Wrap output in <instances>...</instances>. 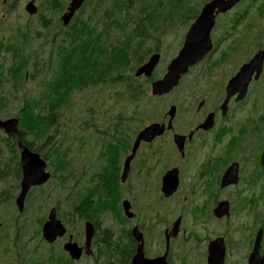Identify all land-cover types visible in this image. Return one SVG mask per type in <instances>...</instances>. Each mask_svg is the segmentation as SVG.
Here are the masks:
<instances>
[{
	"label": "flooded vegetation",
	"instance_id": "obj_1",
	"mask_svg": "<svg viewBox=\"0 0 264 264\" xmlns=\"http://www.w3.org/2000/svg\"><path fill=\"white\" fill-rule=\"evenodd\" d=\"M198 15L191 13L188 28ZM210 43V51L172 90L173 115L154 113L141 127L157 123L164 131L140 142L124 180L123 163L136 138V133L130 137L129 118L104 120L91 111L96 123L84 124L95 137L90 141L94 153L81 137L77 155L94 157L99 170L87 172L80 160L69 165L60 155V170L67 171L59 187L44 186L39 194L32 188L26 218L0 206L6 264H133L139 253L165 256L166 264H207L213 254L222 255L224 264H247L258 238L262 252L264 0H241L216 13ZM13 157L17 163L18 156ZM16 172L17 167L9 174ZM165 174L173 178L169 188L175 184L168 195L161 186ZM11 189L8 183L1 189L10 208ZM46 193L56 203L60 226L53 224L43 235L49 212L44 215L40 201ZM219 205L225 208L221 216ZM38 210L41 216L35 217ZM75 221L79 226L72 225ZM14 222L29 233L19 248ZM67 244L72 245L68 251Z\"/></svg>",
	"mask_w": 264,
	"mask_h": 264
},
{
	"label": "rangeland",
	"instance_id": "obj_2",
	"mask_svg": "<svg viewBox=\"0 0 264 264\" xmlns=\"http://www.w3.org/2000/svg\"><path fill=\"white\" fill-rule=\"evenodd\" d=\"M2 1L3 0H0V43L3 41L4 43L8 44L13 41L17 30L24 32L26 31V29H20L18 27H23L26 20L29 21V19L26 16L27 13L25 11L23 12L22 9V7H24V0H17V5L15 8H11L9 11L7 10V6H2ZM35 1L39 3L42 9L40 18L43 19L45 17V22L48 24L49 30L54 31L57 29L56 23L61 21L62 13L65 11V5L69 0H53L57 1V4L49 10L46 7V0ZM161 1L162 0L144 1V4H149L151 2L153 4L159 3L158 6L161 7L159 10L160 14L154 19V23L150 27L147 26L146 35L143 37L144 40L140 45L141 51L139 52L142 61H145L149 54L153 51H158L161 54L159 63L152 73V80H155L163 75L166 65L177 54L180 48L179 45H181L183 41V31L187 26L186 24L191 16V13L195 11L198 12L203 5L204 0H184L183 3L177 4L175 6L171 4V2H168L169 0H164V5H162ZM140 4L141 0H138V5ZM169 8H171L170 13L167 11ZM2 14L6 15L2 16ZM138 16L139 10L137 12H135V10L131 12L129 15V22L131 25H133L138 19ZM168 19H171L169 23L167 22ZM42 27L43 26L39 19L32 20V23L28 28L29 30H33L34 38L33 42L26 48V51L33 53L34 56L45 59L51 51V46L48 42L44 43V38L42 36L35 34V32L38 31L44 33ZM129 33L130 30L127 32L116 33L113 36V39L125 40ZM61 37L65 36L62 35ZM131 40L132 37L130 41ZM48 41L52 42L51 40ZM58 43L59 42L53 43V45H59ZM135 43L136 40L130 44L134 45ZM8 56V53L1 51L0 63L3 62V57ZM8 64L9 60H6L4 65L7 66ZM138 64L139 62H137V59L132 56L129 58L128 62L121 63L117 69H111L109 71L110 78L119 77V75H129L131 74V70L134 69V67H136ZM29 72H33L32 67L29 68ZM135 81L136 85H145L144 79ZM148 91L149 89L147 90L146 95L139 94L137 97L131 96L129 94V85L125 81L117 84L103 82L96 85H90L82 90L74 91L67 104H64L58 109V111L55 112L57 116L54 118L55 124L53 126V137L51 138V141L58 140L70 143L72 151L71 155H74L76 160L81 161L86 159L88 156L81 158L77 155L76 142L74 138L75 136L79 135L80 129L83 125L82 122L84 120L88 124L96 123V121L93 119L91 111H98L99 113L95 114H98L99 118L104 120H107L112 116H114L115 119L118 116L128 117V124L130 125L129 134L132 139L137 129L140 127V124H144L146 120V122H148V119L145 118V111H153L154 113L166 111L169 104L173 101V95L152 97L149 95ZM25 92L31 95L36 94L37 84L32 80H29L27 82ZM4 102L5 104L2 106V108H4L8 113L6 114L0 111V114L2 113L4 116H13L14 114L19 113L23 103L19 100L18 96L13 94H7ZM101 112L102 115L100 114ZM0 135L3 136L4 134L2 133ZM90 141L91 139H87L88 144H91ZM6 146L7 144L5 143L4 139L0 137V156L9 155L7 153ZM6 172H8V168L4 164L3 158L0 157V177H2ZM58 176L59 172L56 171L55 177L57 178ZM4 180L8 183V185L12 186L10 194H15L17 190V175L7 174L4 176ZM47 187H59L57 179L47 184ZM61 197V191H58L55 195L56 201H59ZM258 209L260 215L264 214V199L260 202ZM78 222L79 221H75L72 225L79 226L77 224ZM211 226H213V223ZM17 234L19 248L21 243L26 242V238L28 236L26 225L19 224ZM0 264H6V252L3 250V247H0Z\"/></svg>",
	"mask_w": 264,
	"mask_h": 264
},
{
	"label": "trees",
	"instance_id": "obj_3",
	"mask_svg": "<svg viewBox=\"0 0 264 264\" xmlns=\"http://www.w3.org/2000/svg\"><path fill=\"white\" fill-rule=\"evenodd\" d=\"M110 2V7H108V14L110 15L109 21L115 25L119 24L120 21L126 22L129 19V12L131 10H136V3L138 0H104ZM145 0H141L140 12H145L144 16L136 22L135 27L132 29L133 35L138 37L136 43L132 46H127L130 54L136 57L137 61L142 62L141 56H137V53L141 51L140 45L144 40L146 35L147 26L150 27L154 23V19L159 16L160 6L157 3V7H152V2L144 5ZM184 0H169L174 6L182 3ZM169 13L171 8L167 9ZM124 13V14H123ZM168 13V14H169ZM167 15V14H166ZM165 15V16H166ZM171 19H168L169 23ZM117 25H115L116 27ZM66 41L65 39H60L57 60L58 65L54 68V73L52 75V80L48 83L50 87V94L45 102L39 101L35 98L24 96V105L20 111L21 125L24 128L25 135L31 134L32 136L25 140L27 145L31 150H43L51 141L53 137V126L56 111L64 104L69 101L70 91L69 89L76 88L85 83H98L96 80L97 72H101L102 69L111 70L113 68H118L123 61L127 60L128 53L126 52V46H123V42L120 44H112L110 50L106 51L105 48H81L79 37H76L75 28L70 33L66 31ZM87 38H90L88 35ZM67 42V43H66ZM87 45L91 43L87 40L84 41ZM128 45V42H126ZM97 58V59H96ZM98 60L100 63L98 67H91L90 65ZM129 60V59H128ZM141 60V61H140ZM110 62V63H109ZM109 63V64H108ZM22 66V61L17 63ZM108 64V66H107ZM112 68H109L112 66ZM100 77L102 74L99 75ZM23 81V77L18 74H10L8 76H3L2 71H0V101L5 100L4 94V84L10 83L15 89H17ZM132 83V82H131ZM135 84L131 85V94L136 96L146 92V86L134 87ZM43 102V104H41ZM48 108L51 110L49 111ZM43 111L41 114L35 111ZM32 143V146L31 144ZM10 146V145H9ZM58 144H56L55 149H51L54 152L51 153V159H59V153L65 155L66 153L61 152L58 149Z\"/></svg>",
	"mask_w": 264,
	"mask_h": 264
},
{
	"label": "water",
	"instance_id": "obj_4",
	"mask_svg": "<svg viewBox=\"0 0 264 264\" xmlns=\"http://www.w3.org/2000/svg\"><path fill=\"white\" fill-rule=\"evenodd\" d=\"M82 1L83 0H73L69 7V13L65 14L62 18L64 22L69 20L75 9ZM238 1L239 0H212L203 6L200 15L186 33L183 46L179 50L177 56L168 64L166 73L161 79L152 83L151 91L153 94L161 95L163 93L169 92L178 83L180 76L187 71L188 67L198 62L206 54L210 46L209 31L213 24L214 10L216 9V12L226 11ZM158 58V54L152 55L148 62L137 69L135 75L139 76L141 74H145L149 76L157 63ZM234 83L235 78L230 82V84ZM245 85L246 84H244V86ZM16 126L17 121L14 119H8L6 121L0 120V128H3L8 134L12 132L16 133ZM162 129L163 128H158L157 125H152L145 128L138 134V138L132 147V154L126 159L124 172L127 168L128 162L132 159L134 152L137 149L139 141L141 139L147 141L151 140L155 134H160ZM17 138L18 146L20 148L21 163L26 179L28 173L31 181H35L37 183L45 181L48 177V174L44 173V164L42 160L39 159L37 154L30 152L22 145L19 136H17ZM262 163H264V155L262 157ZM170 181L171 178L166 175L164 177L163 183V190L166 194H169L170 190L173 189L172 186L169 188L168 182ZM224 210L225 208H223L222 205H219L216 209V214L221 216L224 214ZM87 237L89 238V235H87ZM258 241L259 238L256 240L254 247L255 252L249 258V264H264V254L262 257L257 258L256 250L258 248ZM219 249L222 250L223 248L220 247ZM146 261L148 264H153L155 260ZM209 264H222V255H220L218 258L216 254H213L209 258Z\"/></svg>",
	"mask_w": 264,
	"mask_h": 264
}]
</instances>
